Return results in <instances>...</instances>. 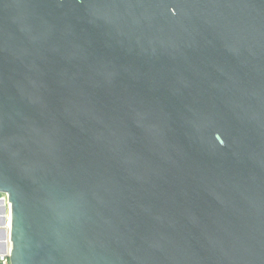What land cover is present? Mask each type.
<instances>
[{
  "label": "water",
  "instance_id": "95a60500",
  "mask_svg": "<svg viewBox=\"0 0 264 264\" xmlns=\"http://www.w3.org/2000/svg\"><path fill=\"white\" fill-rule=\"evenodd\" d=\"M0 192L10 264H264V0H0Z\"/></svg>",
  "mask_w": 264,
  "mask_h": 264
},
{
  "label": "built area",
  "instance_id": "2783aa9c",
  "mask_svg": "<svg viewBox=\"0 0 264 264\" xmlns=\"http://www.w3.org/2000/svg\"><path fill=\"white\" fill-rule=\"evenodd\" d=\"M0 203L8 205V207H9V204H8L7 198H6V194L3 192H0ZM0 264H10L8 252L5 254H0Z\"/></svg>",
  "mask_w": 264,
  "mask_h": 264
},
{
  "label": "rangeland",
  "instance_id": "374dc122",
  "mask_svg": "<svg viewBox=\"0 0 264 264\" xmlns=\"http://www.w3.org/2000/svg\"><path fill=\"white\" fill-rule=\"evenodd\" d=\"M1 205L3 206V211L2 212L0 211V216H3V217L0 219V221L5 220L7 224V222H9V207L8 205L0 203V206ZM5 225H1V226L6 229Z\"/></svg>",
  "mask_w": 264,
  "mask_h": 264
},
{
  "label": "bare ground",
  "instance_id": "6f19581e",
  "mask_svg": "<svg viewBox=\"0 0 264 264\" xmlns=\"http://www.w3.org/2000/svg\"><path fill=\"white\" fill-rule=\"evenodd\" d=\"M3 216H1V218H2ZM5 227L7 228L8 227V222H7V224L5 225Z\"/></svg>",
  "mask_w": 264,
  "mask_h": 264
}]
</instances>
